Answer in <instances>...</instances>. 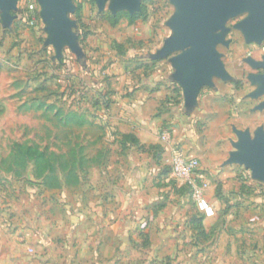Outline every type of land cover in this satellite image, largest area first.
Returning a JSON list of instances; mask_svg holds the SVG:
<instances>
[{"label": "rangeland", "instance_id": "374dc122", "mask_svg": "<svg viewBox=\"0 0 264 264\" xmlns=\"http://www.w3.org/2000/svg\"><path fill=\"white\" fill-rule=\"evenodd\" d=\"M112 2L105 0L99 9L95 0H71L73 11L66 16L73 25L76 50L64 45L59 56L49 44L39 0H15L10 21L2 20L0 12V264L101 263L99 228L93 219L116 208L113 186L126 178L129 153L121 144V151L116 148L112 131L105 138L98 124L96 107L100 102L104 108L102 99L108 93L104 83L98 84L102 78L93 74L95 65L86 64L94 70L86 84L75 61L67 57H153L146 62L151 74L162 70L173 76L171 59L181 53L160 55L176 36L171 22L179 11L174 2L139 0L132 15L125 10L112 13ZM118 13L137 19L131 23L123 17L112 26L108 14ZM250 14L244 10L228 17L216 33L222 42L214 49L227 78L213 76L189 103V148L179 152L198 159L200 173L222 201L220 216L236 222L230 230L245 228L238 226L240 215L264 230V181L254 179L244 165L226 164L229 154L237 151V132L248 133L250 139L257 131L264 134V92L258 95L260 83L255 80L264 69L251 64L258 58L264 62V39L249 43L239 28ZM32 16L36 22L30 26ZM176 82L157 80L152 88L170 89ZM182 101L181 95H171L172 104ZM68 113L83 114L85 123L66 125ZM202 161L214 162L213 169H204ZM49 170L53 180L45 179ZM219 170L227 172L226 181L218 182ZM160 171L163 183L154 181L157 174L150 176L155 200L142 206L146 221L119 241L112 257L103 258L107 264H206L204 248L211 239L190 225L200 217L197 203L187 185L171 176L168 163ZM161 214L167 221L160 224L154 220ZM185 231L191 234L178 239L176 234ZM153 233L171 238L172 247L153 248ZM193 247L198 259L190 252Z\"/></svg>", "mask_w": 264, "mask_h": 264}, {"label": "crops", "instance_id": "0c3cea01", "mask_svg": "<svg viewBox=\"0 0 264 264\" xmlns=\"http://www.w3.org/2000/svg\"><path fill=\"white\" fill-rule=\"evenodd\" d=\"M67 58L75 61L73 64H76L77 71L80 77L86 80V84L90 83L88 73L94 71L86 64L95 65L93 74L102 78L98 84L106 85L108 93L106 100H109L107 109H104L100 102L96 107L97 114L100 115L98 124L104 128L105 138L109 137L108 131H112L114 134L112 141L116 148L121 151V144L129 153L126 178L117 181L113 186L115 197L111 200L116 208L109 215L98 214L93 219L96 227L99 228L100 264H107L103 258L112 257L116 247L119 246V241L131 234L139 222L146 221L143 216L148 215H142V206L155 200L152 197L154 193L151 189L154 187L150 185V176L157 174V179L154 181L163 183L164 179L161 177L164 176L161 175L160 170L167 163L169 164L171 157L180 150L187 152L189 134L185 127H189L186 124L188 121L186 110L189 104L185 101L184 91L179 82L174 83L175 87L170 89L159 86L152 88L157 80L178 81L176 70L173 76L169 72L166 76L162 70H158L157 74H151L146 62L153 57H81L79 55V57ZM88 58L91 59L89 62ZM67 71H70L69 64L66 65ZM183 75L185 74L181 76ZM158 76L160 79H157ZM172 94L181 95L184 101L172 104L170 102ZM166 125L170 127L165 128ZM166 130L170 131L169 139L162 140L161 134ZM123 135H132L137 141V146L128 143L124 145ZM213 164L212 161H202L204 169L212 170ZM118 168H121L119 164ZM226 175V171L219 170L216 173L218 182L226 181ZM222 187L227 189V186L222 185ZM215 191L216 187L208 183L203 189L202 200L196 204L197 211L202 217L203 234L211 239L204 248L208 256L206 264H264V230L258 229L256 224L249 225V220L241 215L237 223L238 226L242 225L245 228L228 229L234 228L236 222L229 217L220 216L219 209L223 205ZM144 192L151 194L150 197ZM183 220L185 219L181 218V221ZM154 221L161 224L167 221V217L161 214ZM187 233L191 234L185 231L179 232L176 236L178 239H183L189 236ZM152 238L154 243L156 242L153 248L160 245V249L172 247L171 238H166L162 233H153ZM181 245L179 242V248H182ZM190 252L198 259L196 247L190 249Z\"/></svg>", "mask_w": 264, "mask_h": 264}, {"label": "water", "instance_id": "95a60500", "mask_svg": "<svg viewBox=\"0 0 264 264\" xmlns=\"http://www.w3.org/2000/svg\"><path fill=\"white\" fill-rule=\"evenodd\" d=\"M15 0H0L1 18L10 21L9 12L14 8ZM99 9L105 0H95ZM179 13L171 22L176 36L168 41L161 52L166 57L174 52H181L171 59L176 67L178 82L183 86L186 103L192 102L203 85L215 76L227 78L215 45L222 42L216 33L222 30L228 17L244 10L251 12L249 17L239 25L246 35L247 42L260 44L264 39V0H171ZM71 0H39L40 13L48 24L51 35L49 44L56 48L59 56L61 49L67 45L76 50L75 39L71 33L72 23L66 14L73 11ZM139 0H113L111 11L121 10L130 15L138 11ZM158 57V58H163ZM256 68L264 69V62L251 63ZM182 74H185L181 76ZM260 83L258 95L264 92V74L255 79ZM264 108V103L260 106ZM237 151L229 154L226 164H239L250 168L254 179L264 181V134L257 131L253 139L248 133L237 132Z\"/></svg>", "mask_w": 264, "mask_h": 264}, {"label": "built area", "instance_id": "2783aa9c", "mask_svg": "<svg viewBox=\"0 0 264 264\" xmlns=\"http://www.w3.org/2000/svg\"><path fill=\"white\" fill-rule=\"evenodd\" d=\"M29 10L33 9V5H29ZM28 24L34 25L35 18L29 17ZM260 51L264 54V44L260 46ZM170 131H163L161 134L162 140H168ZM198 159L191 156H184L183 154H175L171 157L169 169L171 176L179 182L182 186L187 185L192 195L193 200L198 203L203 198V189L207 186V181L200 173Z\"/></svg>", "mask_w": 264, "mask_h": 264}, {"label": "trees", "instance_id": "16d2710c", "mask_svg": "<svg viewBox=\"0 0 264 264\" xmlns=\"http://www.w3.org/2000/svg\"><path fill=\"white\" fill-rule=\"evenodd\" d=\"M123 17L129 19V21L131 23H133L135 21V19H137V15L130 17L127 13H125V14L118 13L115 16L108 14L107 20L112 26H115ZM102 105L104 106L105 109H107L109 106V100L102 99ZM65 123H66V125L81 126L85 123V118L83 115H79L77 113H68L65 117ZM122 143L124 145L126 143H128L129 145L137 146V141L132 135H123L122 136ZM63 171H64V169H63ZM69 172H71V171H69ZM44 173H45V171L40 172V174H44ZM52 174H53V171L49 170L45 176V179L46 180H53ZM201 222H202V217L200 216V217H198V219L192 220L190 222V225L194 231H197L199 233V235L202 236L203 230H202Z\"/></svg>", "mask_w": 264, "mask_h": 264}, {"label": "flooded vegetation", "instance_id": "af4514ba", "mask_svg": "<svg viewBox=\"0 0 264 264\" xmlns=\"http://www.w3.org/2000/svg\"><path fill=\"white\" fill-rule=\"evenodd\" d=\"M262 44H264V43H262ZM262 44H261V45H262ZM261 45H260V46H261ZM254 62H259V63H260L261 61H260L259 58H258V59H256V60H254ZM258 76H259V74H258Z\"/></svg>", "mask_w": 264, "mask_h": 264}]
</instances>
